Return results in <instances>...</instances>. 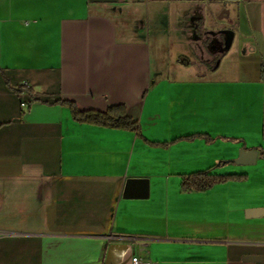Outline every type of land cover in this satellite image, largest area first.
Returning a JSON list of instances; mask_svg holds the SVG:
<instances>
[{"label": "crops", "instance_id": "0c3cea01", "mask_svg": "<svg viewBox=\"0 0 264 264\" xmlns=\"http://www.w3.org/2000/svg\"><path fill=\"white\" fill-rule=\"evenodd\" d=\"M227 2L0 0V264H264V0L232 4L248 49L177 63ZM201 172L243 177L185 192Z\"/></svg>", "mask_w": 264, "mask_h": 264}, {"label": "trees", "instance_id": "16d2710c", "mask_svg": "<svg viewBox=\"0 0 264 264\" xmlns=\"http://www.w3.org/2000/svg\"><path fill=\"white\" fill-rule=\"evenodd\" d=\"M229 50L225 47V51L220 54L213 56L210 62L215 61L214 63H209V68L211 71H215L219 68L222 59L228 54ZM177 63L184 66L190 67L195 65L193 61L189 58L180 56L177 59ZM5 82L7 86L14 91L16 94L28 93L33 96L32 88L28 86H17L13 87L9 81V78L3 73ZM261 79L264 82V69L261 71ZM55 104L68 106L72 112L73 118L79 123L93 124L102 127L114 128V129H123L130 131H138V125L136 122L132 121L124 106L117 105L109 108L106 112H96V111H82L76 107L71 102L59 100ZM25 114V111H21V117ZM243 176L239 175H212L210 173L201 172L191 175L186 178L183 183V190L185 192L189 191H205L214 185L226 183L231 180H239Z\"/></svg>", "mask_w": 264, "mask_h": 264}, {"label": "rangeland", "instance_id": "374dc122", "mask_svg": "<svg viewBox=\"0 0 264 264\" xmlns=\"http://www.w3.org/2000/svg\"><path fill=\"white\" fill-rule=\"evenodd\" d=\"M233 3L236 2L228 1L226 3L225 14L223 15V17L219 15V17L217 18L215 16V11H213L212 13L210 12L212 21L208 24L211 30L208 33L210 37L205 35L204 37L195 40L193 36L189 35V47H183L184 49L179 48L178 52L181 51L182 54L186 55L185 57H189L193 61L196 60L194 57L195 55L197 59H203L209 62L212 58H214L213 56L222 54L225 51V47L228 41V36L224 33L225 30H231L235 34L233 44L231 48L228 49L229 56L235 57L237 53L242 51V49H248L251 41L248 33V28L243 18L238 17L239 10L232 7ZM111 15L116 20L119 30L122 32V25L124 21H122V14L116 10H113L111 12ZM138 33L139 31L136 29L134 32L131 31L129 34L128 32L125 34L126 36L127 34L138 36ZM205 41L208 42L206 46L204 44ZM192 53H194V55ZM209 63H214L215 65V61Z\"/></svg>", "mask_w": 264, "mask_h": 264}, {"label": "water", "instance_id": "95a60500", "mask_svg": "<svg viewBox=\"0 0 264 264\" xmlns=\"http://www.w3.org/2000/svg\"><path fill=\"white\" fill-rule=\"evenodd\" d=\"M226 1L237 2L238 0H226ZM224 33L228 36V41H227V45H226V48L228 50L231 48V46L233 44L235 34L231 30H226V31H224ZM256 158H257L256 152H241L240 157L238 158V160H236V163L238 165H252L255 163ZM246 260L255 261V260H258V257L257 256H248V257H246Z\"/></svg>", "mask_w": 264, "mask_h": 264}, {"label": "built area", "instance_id": "2783aa9c", "mask_svg": "<svg viewBox=\"0 0 264 264\" xmlns=\"http://www.w3.org/2000/svg\"><path fill=\"white\" fill-rule=\"evenodd\" d=\"M127 264H154L151 261L140 258L139 256H132L131 260Z\"/></svg>", "mask_w": 264, "mask_h": 264}, {"label": "flooded vegetation", "instance_id": "af4514ba", "mask_svg": "<svg viewBox=\"0 0 264 264\" xmlns=\"http://www.w3.org/2000/svg\"><path fill=\"white\" fill-rule=\"evenodd\" d=\"M226 31V30H225Z\"/></svg>", "mask_w": 264, "mask_h": 264}]
</instances>
